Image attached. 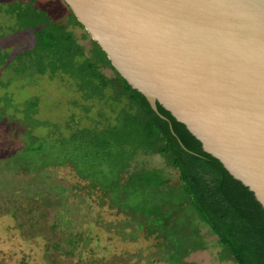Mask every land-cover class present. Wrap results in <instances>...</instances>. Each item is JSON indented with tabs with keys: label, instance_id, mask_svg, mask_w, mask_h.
<instances>
[{
	"label": "trees",
	"instance_id": "obj_1",
	"mask_svg": "<svg viewBox=\"0 0 264 264\" xmlns=\"http://www.w3.org/2000/svg\"><path fill=\"white\" fill-rule=\"evenodd\" d=\"M0 13L18 17L23 22L0 35V89L5 90L10 85L1 77L6 70L31 78L36 74L49 73L53 76H68L75 81L81 93L85 88L90 90L91 93L85 96L87 99H104L106 95L103 92L113 88L121 95L118 98L122 103L125 99L130 102L128 110L121 113L115 126L78 132L65 139L66 143L59 136L57 143H50L46 137L33 132L35 128L32 123L39 124L35 119L38 98L27 100L21 104V108L32 110L30 118H17L13 113L10 115V119H20L26 123L28 130L24 132V145L10 152L0 151V172H36L37 183L45 189L44 184L47 182L42 176L43 170L50 166L70 164L89 182L87 187L90 186V190L99 188L102 192L101 206L107 205L119 214L124 213L130 217V224L138 228L129 240L138 245L137 248L127 245L125 249L120 246L117 250L111 249L110 253L104 249L102 256L100 252L97 253L102 261L107 259V264H187L184 258L203 247L204 243L201 229L190 213L187 220L182 222L179 218L181 211L177 210L183 208L164 213L163 205L161 209L167 224L165 227H155L156 214L139 215L131 209L127 210V204L121 205L128 198L132 181L129 176L134 171L132 165L138 162L135 160L138 157L123 162L118 177L107 186L105 180L103 184L96 183L93 172L97 161L103 156L110 157L116 148L125 156L131 152L165 156L177 173L178 183L174 187L182 191L187 201L182 207L189 204L194 209L236 263L264 264V210L254 194L235 180L217 158L205 152L186 126L179 123L162 105L157 103L158 110H154L146 96L133 89L114 68L98 42L92 40L87 50L86 45L70 29L71 26H79L85 30L71 10L65 22L54 19L37 0H0ZM88 36L86 32L83 38L87 39ZM106 68L112 70L114 76L109 77L104 72ZM1 94L0 120H3L8 111ZM84 168L88 173H84ZM9 180L12 183L15 181L14 178ZM161 180V185L165 186L163 178ZM10 181L6 183L8 187L12 184ZM9 191L10 197H14L13 190ZM29 194L31 192L28 193V205L25 206L11 198L5 202L0 196V212L10 214L30 240L42 238L46 256L68 258L71 264L97 262L98 258L89 260L85 255V248L92 247L97 236L73 228L69 219L62 217L64 198L58 193V199L50 196L46 200H34ZM146 196L151 198V193ZM157 197L152 199L159 201L161 197ZM121 228H124L122 224L117 230H113L114 226L103 229L107 239L114 245L128 240L116 237ZM54 259L57 261L54 264H59L57 258ZM0 264H3L1 259Z\"/></svg>",
	"mask_w": 264,
	"mask_h": 264
},
{
	"label": "water",
	"instance_id": "obj_2",
	"mask_svg": "<svg viewBox=\"0 0 264 264\" xmlns=\"http://www.w3.org/2000/svg\"><path fill=\"white\" fill-rule=\"evenodd\" d=\"M114 68L264 210V0H64Z\"/></svg>",
	"mask_w": 264,
	"mask_h": 264
},
{
	"label": "rangeland",
	"instance_id": "obj_3",
	"mask_svg": "<svg viewBox=\"0 0 264 264\" xmlns=\"http://www.w3.org/2000/svg\"><path fill=\"white\" fill-rule=\"evenodd\" d=\"M37 3L46 9L54 19L67 22L66 19L70 14V9L64 0H37ZM20 24H23V22L18 17L0 13V35L5 31L8 32L11 27L13 29L17 28ZM70 29L89 50L92 39L90 36L87 39L83 38L84 34H86L85 30L79 26H71ZM104 72L109 77L114 76L113 71L109 68L104 69ZM1 77H3L5 82H10V85L5 90L3 88L0 89L1 95H3L2 102L8 111V115L3 120H0V151L10 152L23 147L26 138L24 132L28 130L25 126L26 123L20 121V119L12 120L10 115L13 113L18 116L17 118H30L32 110L21 108V104L31 98H38L39 100L38 112L35 117L39 124L33 121L32 127L35 128L33 132L36 135L46 137L50 143H55L59 136L62 137L61 140L65 141V139L78 132L113 127L117 124L121 113L126 112L128 110L127 107L130 105V102L126 99H122V101L124 100L122 103L121 99L118 98L120 94L113 88L103 92L106 95L104 99L98 97L87 99L85 96L91 93L90 90L85 88V91L81 93L75 81L65 75L36 74L31 78L30 76H18L13 71L6 70ZM117 149L113 150L110 157L103 156L95 164L93 172L96 183L103 184V180H105V185L107 186L118 177L120 170H122L123 162L134 157L139 158L141 155V152L135 154L131 152L130 156L128 154H126L128 156H125L121 150L116 151ZM138 158H135V160H138ZM160 158H162L161 161L164 164H168L169 160L167 157L161 156ZM148 160L151 161L149 169L146 167ZM156 160L159 161L160 159ZM156 160L148 157V159L145 158L141 162L139 160L132 165L134 168L132 170L134 171L129 176L132 181L128 189V198L121 205L127 204L125 205L127 210L131 209L139 215L140 213L145 216L156 214L154 219L155 227H165L164 225L167 222L163 218L164 213H168L172 209L175 210V208H183L182 210H177L181 211L179 214L180 221H186L190 213L194 217L196 225L199 224L201 226V224H204L189 204L182 207V204L187 201L180 189L175 187L166 188V186L161 185L164 173L156 167L158 164ZM84 170V173H88L86 168ZM42 174L47 182L44 184L45 189L37 183L35 177L38 174L36 172H0V196L3 197L5 202H9V198H11L17 200V204L25 206L28 205L29 192H31L29 196L34 200H46L50 196L58 199L57 195L59 193L65 201L61 207L62 217L65 220L69 219V224L73 228L88 231L91 236H97L93 241V246L85 248L86 258L89 260L98 258L94 264H107V259L102 261L97 256L99 252L100 256H102L104 249L106 253H110L111 249L117 250L120 246L125 249L128 248L127 245L138 247V245L129 241L132 237L131 234L134 235L138 231L137 225L134 224L133 227L128 221L130 217L124 213L119 214L115 209H110L107 205L101 206L102 192L99 188L90 190V186L89 188L87 187L89 182L81 177L70 164L47 167ZM140 177L142 178L141 180L139 179ZM12 178L15 179L13 183L9 180ZM2 179L3 181H1ZM150 179L152 182H150ZM8 181L12 183L9 187L6 185ZM9 190H13L14 197H10L11 192ZM149 193H151V198L146 196ZM115 196L118 198L116 194ZM156 196H159L157 198L161 197L159 201L155 200L157 203L152 199ZM163 205L166 208H164V213L161 209ZM126 220L127 223H125ZM120 224L124 228H121L120 234L116 237L119 239L125 237L128 240L122 241L123 243L120 245H114L113 242L107 239L103 229L114 226L113 230H117ZM22 232L18 223L12 219L10 214L0 212V259L3 264H54V262H57L54 258H57L59 264H71L68 258L61 259L63 257L46 256L42 238L38 237L40 239L36 238V240L32 241L30 240L31 238ZM124 243L125 245H123ZM155 243L153 242V244ZM221 247L224 249L222 254L227 255V250L223 246ZM151 249L156 251L154 247H151ZM214 257L196 255L194 259L198 260L200 264H217ZM231 264L238 263L231 262Z\"/></svg>",
	"mask_w": 264,
	"mask_h": 264
},
{
	"label": "crops",
	"instance_id": "obj_4",
	"mask_svg": "<svg viewBox=\"0 0 264 264\" xmlns=\"http://www.w3.org/2000/svg\"><path fill=\"white\" fill-rule=\"evenodd\" d=\"M148 157H150L152 160L154 158L155 160L160 159L159 161L156 160V162L158 163L156 167L159 168V170H161L164 173L163 180L166 183L165 186L166 187L176 186L178 183V177L175 169L171 166L170 162H168V164L166 163L164 164L161 161L162 158H160L161 157L160 155L150 156L144 154H141L137 161L139 160L140 162L144 161V159L145 158L148 159ZM150 166H151V161L148 160V164L146 166L147 169H149ZM199 228L201 229V234L204 241L203 247H199V249L192 251L188 256L184 258V261L187 264H200L198 260L194 259L196 255L208 256V257L215 256L214 259L217 261V264H231V262L233 263L235 262L233 259L229 257V255L222 254V252H224V249L221 247L222 245L219 243L218 237L210 231L209 227L206 224H201V226L199 225Z\"/></svg>",
	"mask_w": 264,
	"mask_h": 264
}]
</instances>
